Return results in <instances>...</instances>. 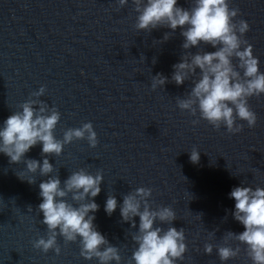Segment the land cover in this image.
Instances as JSON below:
<instances>
[{
  "label": "water",
  "instance_id": "1",
  "mask_svg": "<svg viewBox=\"0 0 264 264\" xmlns=\"http://www.w3.org/2000/svg\"><path fill=\"white\" fill-rule=\"evenodd\" d=\"M192 5L193 0L177 4L185 9ZM230 7L239 9L237 21L249 24L243 38L264 73V0H230ZM137 16L131 0L123 8L118 0H0V127L30 99L59 111L57 140L69 128L93 125L96 148L86 139L76 140L61 156L47 158L62 186L81 169L103 176L94 224L118 248L120 264H134L131 257L138 245L132 237L139 217L134 218L135 229L122 222L119 206L109 217L106 200L115 196L122 205L124 195L141 187L152 189L153 209L170 207L176 214L172 225L157 221L155 226L184 230L187 252L176 264H222L216 249L223 246V236L245 230L232 216L231 191L240 186L264 188V96L249 100L257 116L255 128L238 120L243 130L233 135L202 119L193 125L199 113L193 117L176 103L190 92L192 80L179 87L171 82L173 65L188 54L181 30L137 31ZM166 33L169 39L164 42ZM190 51L216 49L201 45ZM157 74L169 83L153 91ZM42 86L45 93L34 96ZM194 148L200 151L198 164L190 161ZM41 152L42 145H37L25 159L42 164ZM46 179L39 172L29 173L24 161L10 164L0 154V264H99L81 257L79 240L65 244L58 237L60 255L33 247L37 239L47 237L38 211L39 184ZM68 200L72 202L70 195ZM205 244L213 245L211 255L204 253ZM230 245L241 251L225 264H252L245 245Z\"/></svg>",
  "mask_w": 264,
  "mask_h": 264
},
{
  "label": "clouds",
  "instance_id": "2",
  "mask_svg": "<svg viewBox=\"0 0 264 264\" xmlns=\"http://www.w3.org/2000/svg\"><path fill=\"white\" fill-rule=\"evenodd\" d=\"M131 2L138 13L137 31L151 32L161 27L172 32L181 30L182 48L188 54L173 65L171 82L179 87L192 80L194 86L190 92L176 103L182 112L193 117L199 113L193 125L202 119L215 130L223 126L233 135L243 130L238 120L246 122L249 129L255 128L257 116L249 100L264 96V73L259 69L260 62L254 57L252 46L243 38L250 26L245 20H236L239 9L231 8L230 0H193L188 9L177 6L178 0ZM128 3L129 0H118L120 8ZM168 39L166 33L163 41ZM201 45L211 46L216 51L191 53L192 48L199 49ZM234 60L238 63L234 64ZM167 83L168 78L157 74L153 76L151 88L153 91L157 87L164 88ZM44 93L42 86L33 95L40 97ZM21 108L22 111L10 115L0 127V154L8 157L10 164L24 161L29 173L39 172L41 177H47L39 184L42 202L38 206L39 213L43 214L42 223L48 230L47 237L37 239L33 247L45 254L54 251L60 255L58 237H62L65 244L79 240L80 255L85 260L120 264L118 248L111 245L94 224V214L99 210L95 198L101 192L103 176L99 173L93 176L81 169L71 173L62 186L59 176L52 175L55 168L47 158L61 156L64 147L76 140L86 139L91 148H96L98 138L93 125L89 122L77 129L69 128L64 131L63 139L57 140L54 132L61 119L58 110L49 109L38 99H30ZM37 145H42V164L35 159H25ZM199 160L200 151L194 148L190 151V161L198 164ZM26 181L35 183L34 179ZM151 196L152 189L143 187L124 195L122 205H118L115 196H108L104 210L110 217L119 206L122 222L131 223L134 229L137 227L134 218L139 217L137 234L132 237L138 245L131 257L134 264H176L187 252L184 230L155 226L157 221L172 225L177 218L170 207L153 209L149 203ZM230 198L235 201L232 216L245 230L239 234L229 231L223 236V246L216 249L220 261L225 264L239 255L240 247L230 245L235 241L246 246L252 264H264V188L236 187ZM28 211H32L31 207ZM204 253L211 255L213 245L205 244Z\"/></svg>",
  "mask_w": 264,
  "mask_h": 264
}]
</instances>
